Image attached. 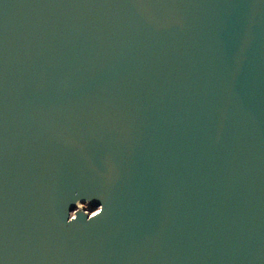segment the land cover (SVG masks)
I'll return each instance as SVG.
<instances>
[{"label":"water","instance_id":"95a60500","mask_svg":"<svg viewBox=\"0 0 264 264\" xmlns=\"http://www.w3.org/2000/svg\"><path fill=\"white\" fill-rule=\"evenodd\" d=\"M0 264H264V0H0Z\"/></svg>","mask_w":264,"mask_h":264},{"label":"clouds","instance_id":"9594fccd","mask_svg":"<svg viewBox=\"0 0 264 264\" xmlns=\"http://www.w3.org/2000/svg\"><path fill=\"white\" fill-rule=\"evenodd\" d=\"M86 208H87L86 204L77 202L76 210L71 211L69 213L68 223H72V222L76 221L78 218V213L81 211H84ZM103 211H104V207L101 204L100 206L96 207L95 210L90 211V212H85V214L88 216L89 220H92L96 217H99L103 213Z\"/></svg>","mask_w":264,"mask_h":264}]
</instances>
